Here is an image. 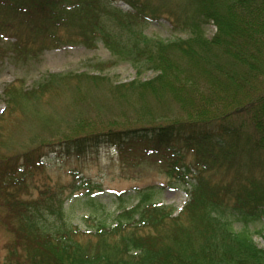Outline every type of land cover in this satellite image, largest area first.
I'll use <instances>...</instances> for the list:
<instances>
[{
    "label": "trees",
    "instance_id": "16d2710c",
    "mask_svg": "<svg viewBox=\"0 0 264 264\" xmlns=\"http://www.w3.org/2000/svg\"><path fill=\"white\" fill-rule=\"evenodd\" d=\"M113 1L0 0V37L16 38L13 49L25 56L39 45L49 47L48 40L60 46L58 32L75 17L85 18L81 32L86 45L103 40L139 74L156 73L146 80L112 84L118 98L144 111L135 122L147 116V95L160 101L162 115L173 109L183 115L139 126L117 118H127V113L111 119L77 113L62 135L51 133L37 152L49 146V152L64 148L81 154L107 144L126 160L149 155L169 178H194L189 199L176 214L174 206L154 199L151 187L136 188L128 199L117 193L112 199L115 216L108 221L111 216L102 217L97 200L89 196L84 202L90 209L89 228L82 230L71 218L73 211L66 210L61 189L47 187L32 199H21L15 187L26 186L25 171L8 167L15 164L1 157L0 199L7 212L2 219L14 236L0 264H264V247L250 229V224L264 221V0H186L190 12L173 13V22L187 37L169 41L137 27V22L160 16L155 5L120 0L134 9L124 14L110 6ZM210 22L216 26L212 37L204 28ZM58 75H49L31 90L8 84V111L23 110L26 101L43 104L62 84L86 79ZM102 77L87 79L100 82ZM74 92L70 107L79 110L81 99L88 97L81 85ZM56 115H49V126ZM189 154L193 157L188 162ZM30 164L26 155L24 166ZM213 172L225 180L212 182ZM79 188L73 186L74 191ZM258 233L264 237V227Z\"/></svg>",
    "mask_w": 264,
    "mask_h": 264
},
{
    "label": "rangeland",
    "instance_id": "374dc122",
    "mask_svg": "<svg viewBox=\"0 0 264 264\" xmlns=\"http://www.w3.org/2000/svg\"><path fill=\"white\" fill-rule=\"evenodd\" d=\"M145 1L155 5L153 8L160 16L144 22H137L139 29H142L150 37L165 41L187 37L186 31L174 27L173 22L177 18L173 13L190 12L191 9L186 0ZM163 1H166L167 5L170 4L171 7ZM110 6L121 10L124 14L134 11L131 5L125 1L115 0ZM177 7L179 8L176 9ZM97 10L101 15H108L102 9ZM91 13L98 17L96 13ZM80 21H82V25L79 24ZM86 21L85 18L75 17L72 23H66L69 27L58 32L60 46L55 47L56 45H52L48 40L46 43H49V47L39 45L33 50V53L25 56L16 53V50L13 49V42L16 38L10 35L0 37V117H2L0 118V158H7L9 164H15L8 166L15 171L19 169L25 171L22 177L27 186V188L26 186L15 187V191L19 190L21 199H32L39 195L41 189L47 187L61 189L66 198V210L73 211L71 218L82 230L89 228L90 220L87 218V214H90V209L88 206H84V202L86 203L89 196L97 200V205L103 210L102 217L111 216L108 218V221H111L115 216L116 208V203L112 199H117V193L121 192L124 199H128V195L133 194L136 188L151 187L155 192L154 199L161 204L174 206L177 214L189 199L188 189L194 178L191 176L186 182L177 178H169L155 165L152 156L146 155L144 158L126 160L107 144L91 148L81 154L68 152L64 148H57L55 151L49 152V146L37 152L40 142L45 139L49 140L52 136L51 133L62 135L61 133L67 129V121L77 117L74 116L77 113L80 115L85 112L92 118L98 116L102 119L116 118V115H120L121 112L127 113V118L124 116L117 118H120L119 120L122 122L132 121L133 125L139 126L143 123L146 124L149 120L158 123L157 121L163 118L175 117L177 114L183 115L176 109L162 115L164 111L162 104H159L160 101L147 95L148 102L147 99L144 102L147 116L141 122L139 121L140 123L135 122L144 116L140 114L144 111H139L138 107H132L133 101L127 103L128 101L118 98L114 94L112 84L125 83L136 78L146 80L155 76L156 73L153 70H143L139 74L138 69L130 60L118 58L119 55L115 54L103 40L86 45L81 32ZM204 28L208 37H212L216 32V26L212 22L206 24ZM173 55L174 57L178 56L177 53H173ZM51 74H59L58 77H61L62 74H71L86 79L83 80V84H76V78L70 80L69 84H62L60 91L54 92L53 95L49 93L43 104L38 100L32 106V100V102L26 101V107L23 110L17 107L16 111L12 110L11 113L8 111L4 94V89L8 84L16 82L20 85L21 83L23 88L31 90L34 86L50 78ZM98 75L104 76L100 82L96 79H87L89 76L98 77ZM76 85H81L86 92L82 94L88 97L86 101L81 99L83 105L79 110L70 107L72 100L75 99ZM77 98L79 101L78 96ZM56 111L54 124L49 126V115ZM149 113L153 118L149 116ZM159 117L161 118L159 119ZM57 119L60 121L56 122ZM36 152L38 155H42L41 165H39ZM26 155L31 163L29 166H24ZM192 157L189 154L187 161L192 160ZM33 161H35V165ZM213 173H216L213 178L211 175L209 177L212 182L225 180L222 173ZM78 185L80 188L74 191L73 186ZM9 190L12 191L13 187L11 186ZM2 201L4 199H0V261L4 260L8 252V249L5 248L6 244L14 236L2 219L7 215L6 208L1 204ZM263 227L264 221L250 224V229L254 232V238L260 247H264V237L258 233V230L263 231Z\"/></svg>",
    "mask_w": 264,
    "mask_h": 264
}]
</instances>
